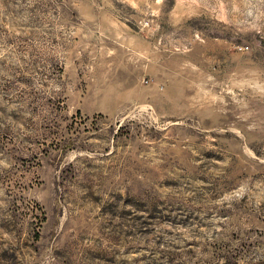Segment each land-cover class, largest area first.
Here are the masks:
<instances>
[{"label": "rangeland", "instance_id": "374dc122", "mask_svg": "<svg viewBox=\"0 0 264 264\" xmlns=\"http://www.w3.org/2000/svg\"><path fill=\"white\" fill-rule=\"evenodd\" d=\"M0 264H264V0H0Z\"/></svg>", "mask_w": 264, "mask_h": 264}, {"label": "crops", "instance_id": "0c3cea01", "mask_svg": "<svg viewBox=\"0 0 264 264\" xmlns=\"http://www.w3.org/2000/svg\"><path fill=\"white\" fill-rule=\"evenodd\" d=\"M112 26L113 27H118L120 29L122 28V30L124 31L123 34L128 38V40L131 39L134 36L130 31H128L127 25H124V26L122 25V26L119 27L117 24L112 23Z\"/></svg>", "mask_w": 264, "mask_h": 264}]
</instances>
